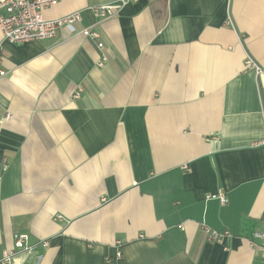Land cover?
<instances>
[{"label":"crops","instance_id":"0c3cea01","mask_svg":"<svg viewBox=\"0 0 264 264\" xmlns=\"http://www.w3.org/2000/svg\"><path fill=\"white\" fill-rule=\"evenodd\" d=\"M113 1L59 0L46 19L82 21L53 39L10 44L0 29V259L264 264V75L246 65L264 72V0L88 10Z\"/></svg>","mask_w":264,"mask_h":264},{"label":"built area","instance_id":"2783aa9c","mask_svg":"<svg viewBox=\"0 0 264 264\" xmlns=\"http://www.w3.org/2000/svg\"><path fill=\"white\" fill-rule=\"evenodd\" d=\"M59 0H0V29L3 35V41L10 44H23L42 40L53 39L58 32L66 27H72L82 21V11H74L57 19H46L44 11L57 5ZM138 0H115L110 3L95 5L88 8L98 21L114 18L119 15L121 10L130 3ZM81 35L91 40L98 41L99 34L91 28L83 29ZM97 47L100 51V58L97 63L99 68L105 67L109 62V58L102 51L103 43L99 42ZM1 48H0V64H1ZM247 67L254 69L256 75L261 77L264 75L261 67L248 58L246 61ZM5 73L0 69V77ZM74 98H79V93H75ZM209 199H217L222 205L227 203L226 195L218 193L209 195ZM61 218V217H58ZM202 229L207 235L208 241L221 243L226 238L230 237L228 232L223 234L209 228L207 225H202ZM28 238L24 235H15V249L30 254L34 247L27 244ZM48 243H45V246ZM253 245L258 247L264 256V231H258L254 234ZM14 251H7L3 258L0 259V264L10 263L14 256ZM119 256V254H118Z\"/></svg>","mask_w":264,"mask_h":264}]
</instances>
